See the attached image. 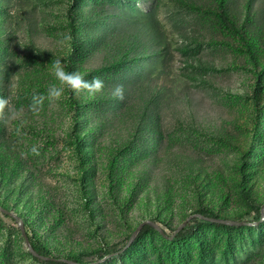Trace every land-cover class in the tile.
Wrapping results in <instances>:
<instances>
[{"label": "rangeland", "instance_id": "1", "mask_svg": "<svg viewBox=\"0 0 264 264\" xmlns=\"http://www.w3.org/2000/svg\"><path fill=\"white\" fill-rule=\"evenodd\" d=\"M219 1L0 0V205L49 255L93 263L146 221L170 236L203 210L255 223L264 0H223L234 28L220 21ZM57 59L103 89L60 85ZM50 84L63 87L60 98ZM136 240L101 264H264L261 226ZM0 264H42L1 214Z\"/></svg>", "mask_w": 264, "mask_h": 264}, {"label": "trees", "instance_id": "2", "mask_svg": "<svg viewBox=\"0 0 264 264\" xmlns=\"http://www.w3.org/2000/svg\"><path fill=\"white\" fill-rule=\"evenodd\" d=\"M219 11H220V14H219V17H220V21L227 27L229 28H234V23L233 21L231 20L229 14L227 13V11L225 10V6H224V1L223 0H220L219 1ZM240 195L243 197L244 201L246 202V204H248V206L250 205L249 203V199L247 197V194L245 192L244 189H241L240 190ZM4 210L8 211L9 213H11L8 209H6L4 206L0 205ZM1 215H3L6 219H10L12 220L14 223H18L16 220H14L13 218H11L10 216H7V215H4L2 213H0ZM12 214V213H11ZM197 214H200V215H203L205 217H208V218H217V219H224V220H234V222H238V223H242L241 220H237V218L235 219H231V218H228V217H219L217 216L216 214H214L213 212L209 211V210H203V211H200L199 213ZM196 214V215H197ZM15 215V214H13ZM16 216V215H15ZM257 218L254 220L255 223H258L260 221V211L257 213ZM19 218V217H18ZM22 220V219H21ZM23 221V220H22ZM150 222H153L155 224H158L156 222V220H150ZM190 222H192L191 225H188L185 226L180 232H178L174 238L170 241H176V240H182L184 238H186L189 234H192L197 228H199L200 226L202 225H216V226H219V227H222V228H230V229H241V228H258V227H262L264 228V223H261L260 225H258L257 227H248V226H243V227H231L229 225H224V224H219V223H212V222H208V221H205L199 217H196L194 219H192ZM24 223V226H25V230H26V233L28 234L29 236V240L31 242V245L33 246V248L35 249V251L38 252L39 255H42V256H46V257H50V258H56L54 256H51L49 255V253L46 251L45 247L43 244H41L37 239H34L31 237V235L29 234V231H28V225L26 223V221H23ZM253 224V223H252ZM247 225V224H246ZM150 231H156L154 228L152 227H149V226H145L142 228V230L140 231V233L138 234V236H142L143 234H148ZM157 232V231H156ZM165 232V230H164ZM21 233V232H20ZM158 233V232H157ZM166 233V232H165ZM159 234V233H158ZM161 235V234H160ZM137 236V238H139ZM162 236V235H161ZM163 237V236H162ZM23 238V237H22ZM135 238L134 242L130 245V247L135 244V242L137 241ZM165 238V237H163ZM166 239V238H165ZM166 239V240H167ZM129 247V248H130ZM249 248V246H246V250ZM128 249V248H127ZM126 249V250H127ZM253 250V249H251ZM31 255V254H30ZM32 256V255H31ZM112 258V257H111ZM32 259H34L35 261H38L42 264H66L64 262H54V261H42V260H39L37 258H34L32 256ZM56 259H66V260H70V261H73V262H76V263H80V264H87V263H84L83 261V255L82 254H77V255H74L72 257H63V258H56ZM107 261V260H106ZM105 261V262H106Z\"/></svg>", "mask_w": 264, "mask_h": 264}, {"label": "water", "instance_id": "3", "mask_svg": "<svg viewBox=\"0 0 264 264\" xmlns=\"http://www.w3.org/2000/svg\"><path fill=\"white\" fill-rule=\"evenodd\" d=\"M0 213L4 214V215H7V216H10L11 218H13L14 220H16L18 222V226H19V229H20V232H21V235L24 239V242H25V245H26V248L27 250L29 251V253L34 257V258H37L39 260H42V261H54V262H64L66 264H80V263H76V262H73V261H70V260H66V259H56V258H50V257H46V256H42V255H39L37 251H35V249L33 248V246L31 245V242L29 240V236L28 234L26 233V230H25V226H24V223L23 221L18 218L17 216L9 213L8 211L4 210L1 206H0ZM196 217H199L205 221H208V222H212V223H219V224H224V225H229L231 227H243V226H248V227H257L258 225H260L261 223H264V205L261 207V210H260V221L258 223H253V224H243V223H238V222H234V220H224V219H217V218H208V217H205L203 215H200V214H197V215H193V216H190L186 222H184L177 230L174 234L172 235H167L164 230L161 228V226L159 224H155L153 222H150V221H146L142 224H140L137 229L133 232V234L130 235L126 245L118 250L117 252L113 253V254H109L105 257H103L101 260L99 261H96V262H93V263H88V264H101V263H104L106 260H108L109 258L111 257H114L115 255H119L121 253H123L127 248L130 247V245L134 242L135 238L137 237V235L140 233V231L142 230L143 227L145 226H149V227H152L154 228L159 234H161L163 237H165L166 239H170L172 240L174 238V236L180 232L192 219L196 218Z\"/></svg>", "mask_w": 264, "mask_h": 264}, {"label": "clouds", "instance_id": "4", "mask_svg": "<svg viewBox=\"0 0 264 264\" xmlns=\"http://www.w3.org/2000/svg\"><path fill=\"white\" fill-rule=\"evenodd\" d=\"M54 75L59 81L60 85H66L70 89L80 91L81 89L86 90L89 95H95L100 92L104 87V82L98 77H93L91 80L84 79L78 71H68L64 63L57 59L53 65ZM55 84H50L47 93L52 98H60L63 93V87ZM113 96L122 100L124 98V86L117 84L113 89ZM6 103L4 100H0V105ZM33 152L37 151L35 147L32 149Z\"/></svg>", "mask_w": 264, "mask_h": 264}]
</instances>
